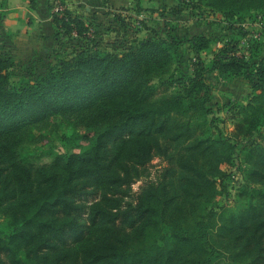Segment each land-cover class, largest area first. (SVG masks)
Wrapping results in <instances>:
<instances>
[{"label":"trees","instance_id":"16d2710c","mask_svg":"<svg viewBox=\"0 0 264 264\" xmlns=\"http://www.w3.org/2000/svg\"><path fill=\"white\" fill-rule=\"evenodd\" d=\"M29 1L31 7L36 5L37 0ZM102 1L103 6L109 4ZM134 1L138 13L159 12L162 29L116 45L103 38L96 24L66 8L63 15L54 17L55 36L78 42L57 65L48 64L41 72L27 70L16 83L15 60L0 41V216L8 219V229L0 228V264H212L223 254L209 230L216 216L251 264H264V191L255 205L229 213L225 208L231 192L223 174L214 192L219 199L206 203L205 219L198 218L188 229L161 219L168 205L163 189L147 187L137 203L125 202L131 184L145 174L147 164L157 156H168L166 136L181 120L179 115H187L182 122L189 129L193 114L204 118L212 112L207 106L211 85L206 73L243 76L257 81L255 87L264 83V59L252 65L223 50L208 66L201 53L210 49V36L181 37L167 13L145 6L144 0ZM210 2L234 18H242L251 9L264 11V0ZM115 20L124 30L128 28L121 15ZM184 45L198 60L195 75L183 93L155 99L154 76L169 72ZM262 104L264 95L252 98L244 126L251 129L262 124V116L252 119ZM54 116L104 129L90 152L64 154L49 164L35 165L22 154L26 136L31 127ZM201 153L205 161L199 169L184 168L194 171V178L182 175L180 183L191 186L199 177L195 188L206 185L205 168L214 161L206 147ZM259 160L261 172L252 171L251 177L263 184L264 150ZM151 226L162 232L159 249H131L123 233Z\"/></svg>","mask_w":264,"mask_h":264},{"label":"rangeland","instance_id":"374dc122","mask_svg":"<svg viewBox=\"0 0 264 264\" xmlns=\"http://www.w3.org/2000/svg\"><path fill=\"white\" fill-rule=\"evenodd\" d=\"M46 2H52L54 6L50 8V14L41 15L43 17L39 22L41 29L48 23L46 19L49 18L57 32L54 17L63 15L67 8L74 13H81L86 21L96 24L95 29L103 31V38L116 45L122 40H131L136 36L139 39L150 37L154 29L160 30L164 25L159 12L146 10L138 13L134 0H109L107 6H103L105 3L102 0H76V7H71L68 0ZM14 5L22 6V9H16L18 14H12L15 15L13 20L24 31L36 20L35 15L28 11V7L30 9L31 6L29 0H0V23L8 16L11 6ZM144 5L167 13L169 20L175 22L173 25L181 37L194 34L210 36L213 39L210 49L201 53L208 66L215 55L223 50L230 55L236 53L244 57L252 65L264 59V11L260 9H251L244 13L242 18H234L227 15L223 7L213 6L210 0H144ZM87 6L91 10L86 8ZM116 15H121L128 28L124 30V26L115 20ZM53 34L49 36L50 38H41L36 52L32 55L27 54L28 58L26 57L24 62L15 61L13 75L15 83L27 70L41 72L48 69V64L57 65L60 59L67 57L72 45L78 42L72 37H57L55 32ZM6 48L8 47L4 42L3 50L8 53ZM197 61L196 55L188 45L180 47L169 72L154 76L157 87L154 98L183 93L186 82L195 75ZM205 77L207 83L211 85V99L207 106L212 112L204 118L193 114L189 129L182 122L187 115H179L181 120L174 124L173 130L166 136L169 138L168 156H157L149 162L145 174L131 184L125 196L126 203L135 204L138 196L147 187L163 189L165 203L168 201V205L165 215L160 218L170 225L187 229L198 218L205 219L206 203L219 199L214 192L216 185V188L219 187L223 174L226 176V187L231 192L225 208L229 213L239 212L251 203L255 205L259 193L264 191V183H256L251 177L252 171L261 172L257 162L260 161L264 150V104L252 117L254 119L262 116V124L259 123L251 129L244 126L247 123L245 109L255 95H264V83L255 87L257 83L255 80L243 76L225 77L214 72L206 73ZM102 129H104L102 126H84L74 118L54 116L30 128L22 154L31 157L33 164L44 165L64 154L87 153L95 146ZM191 133L193 137H190ZM204 147L208 149L211 161H214L213 166L210 167L208 163L205 168L206 185L195 188L200 181L199 177L194 179L191 186L180 183L182 175L194 178L196 173L184 168L192 167L196 170L201 167L205 161L201 153ZM195 193L199 195L193 196ZM157 195L162 197L160 194ZM92 197L89 196L88 200L92 201ZM221 223L216 216L209 227L214 244L223 253L212 264H251V260L241 251L242 248L234 246L233 235L227 229H221ZM0 228L8 229L6 217L0 216ZM161 235V230L151 226L144 231L130 229L123 233V238L131 249L139 250L148 246L151 251H157L159 249L157 247L163 243ZM78 247L79 245H76L74 248Z\"/></svg>","mask_w":264,"mask_h":264},{"label":"crops","instance_id":"0c3cea01","mask_svg":"<svg viewBox=\"0 0 264 264\" xmlns=\"http://www.w3.org/2000/svg\"><path fill=\"white\" fill-rule=\"evenodd\" d=\"M46 1L48 0H37L34 7L30 6V9L28 7V11L35 15L36 20L34 23H30V26L24 31L20 29L17 22L14 21L15 15L12 14H18V10L16 9H22L21 5L11 6L12 9L9 11L8 16H6L3 22L0 23V41L3 44L2 46H4L5 42V46L8 47L5 50H8V53L11 54L17 63L21 61L24 62L28 55H32L36 52L41 38H47L54 35L53 33L55 32V28L52 26V22L49 18L46 19L48 20L46 21L48 23L43 27V29H41V25L39 24V22L43 20L41 15L50 14L49 2ZM68 1L71 7H76V0ZM81 2L79 4H81ZM24 7H26V5ZM86 8L91 10L89 6Z\"/></svg>","mask_w":264,"mask_h":264}]
</instances>
